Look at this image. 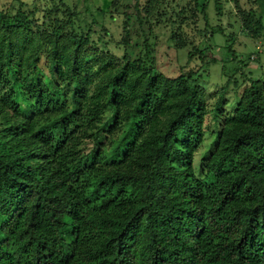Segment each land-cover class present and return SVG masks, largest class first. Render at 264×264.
I'll return each mask as SVG.
<instances>
[{"label":"trees","instance_id":"trees-1","mask_svg":"<svg viewBox=\"0 0 264 264\" xmlns=\"http://www.w3.org/2000/svg\"><path fill=\"white\" fill-rule=\"evenodd\" d=\"M254 3L241 22L257 33ZM40 19L0 13V264H264V63L252 78L224 48L220 98L237 104L196 177L205 108L188 65L205 49L168 79L146 39L130 59L127 18L120 66L87 53L90 30Z\"/></svg>","mask_w":264,"mask_h":264},{"label":"rangeland","instance_id":"rangeland-1","mask_svg":"<svg viewBox=\"0 0 264 264\" xmlns=\"http://www.w3.org/2000/svg\"><path fill=\"white\" fill-rule=\"evenodd\" d=\"M202 5L203 0H0V13L11 17L21 7L28 19L37 24L41 23L43 14L57 26H65L63 32L67 36L90 30L92 44L86 47L87 53L96 51L116 66L121 65L123 51L115 42L123 37L122 22L127 18L129 43L125 51L130 59L138 58L144 51L142 40L146 39L155 72L168 79L178 75L188 53L203 47V63L194 58L188 65L195 68L188 81L200 90L205 108L202 142L191 164L194 176L198 177L201 165L215 146L217 125L237 104L230 87L220 98L223 82L235 69V65L222 64L224 48L227 45L232 48L242 63L241 72L245 75L250 72L252 78L261 76L255 67L264 63V17L262 30L257 33L245 30L241 22L243 13H252L253 19H257L259 12L254 0H217L216 3L208 0L205 8ZM49 12L55 15L50 16ZM209 28L214 32L212 35L207 34ZM40 63L46 75L45 62L40 60ZM108 118V112L104 111L102 119Z\"/></svg>","mask_w":264,"mask_h":264}]
</instances>
